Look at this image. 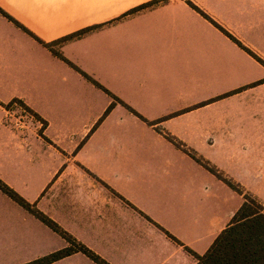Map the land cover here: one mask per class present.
I'll use <instances>...</instances> for the list:
<instances>
[{"label": "crops", "instance_id": "1", "mask_svg": "<svg viewBox=\"0 0 264 264\" xmlns=\"http://www.w3.org/2000/svg\"><path fill=\"white\" fill-rule=\"evenodd\" d=\"M189 3L264 62V0H0L101 86L0 12V180L108 264H198L245 201L217 177H264V67ZM68 247L0 191V264Z\"/></svg>", "mask_w": 264, "mask_h": 264}, {"label": "trees", "instance_id": "2", "mask_svg": "<svg viewBox=\"0 0 264 264\" xmlns=\"http://www.w3.org/2000/svg\"><path fill=\"white\" fill-rule=\"evenodd\" d=\"M189 4L201 16L207 19L225 36L231 39L237 46H239L242 50H244L247 54H249L252 58H254L258 63H260L264 67V62L259 57H257L248 48L243 46L235 37H233L220 25L215 23L203 11H201L191 3ZM148 6H150V3L143 4L130 11V13L137 12ZM0 12L7 19L14 22L17 26L21 27L27 34L32 36L35 40H37L43 46L51 50L55 55H57L63 61L68 63L75 70L80 72L85 78L92 81L96 86L101 88V86L95 81H93L88 75L80 71L77 67H75L69 61L63 58V56L59 52L53 50L52 43H45L41 41L26 28L14 21L5 12ZM91 29L93 28H87L78 31L72 35L60 39L59 42H65L67 40L80 37ZM208 169L213 172L212 169ZM223 182L230 188L235 190V187L229 181L223 180ZM0 191H2L5 195H7L20 206H22L25 210L30 212L37 219L47 225L51 230L59 234L63 239L70 243V247L54 252L50 255H47L28 264H49L66 256H69L73 252H81L85 254L96 264H108L95 253L87 249L84 245L78 243L75 239H73L70 235L63 231L54 221L49 219L46 215L37 210L34 206L26 202L20 195H18L13 189H11L1 180ZM244 199V203L233 217L231 224L221 232V234L217 237V239L207 251V253L202 257H198V264H264V207L249 196H244Z\"/></svg>", "mask_w": 264, "mask_h": 264}, {"label": "rangeland", "instance_id": "3", "mask_svg": "<svg viewBox=\"0 0 264 264\" xmlns=\"http://www.w3.org/2000/svg\"><path fill=\"white\" fill-rule=\"evenodd\" d=\"M264 94V92H263ZM264 108V103H263ZM24 117L20 119L24 122V129L26 133L32 136H41L40 132L37 130L38 127L43 129V123H36L33 120H30V114L25 110ZM41 131V130H40ZM185 154H189V151H184ZM222 182L223 180L229 181L234 187L235 190L232 191L240 195V200L244 199V196H249L253 198L256 202L261 204L264 207V177H217ZM223 179V180H222Z\"/></svg>", "mask_w": 264, "mask_h": 264}]
</instances>
